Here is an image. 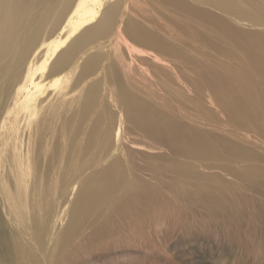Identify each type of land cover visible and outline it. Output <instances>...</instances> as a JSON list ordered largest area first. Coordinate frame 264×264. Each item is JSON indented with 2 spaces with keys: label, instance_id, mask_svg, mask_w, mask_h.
Here are the masks:
<instances>
[{
  "label": "bare ground",
  "instance_id": "obj_1",
  "mask_svg": "<svg viewBox=\"0 0 264 264\" xmlns=\"http://www.w3.org/2000/svg\"><path fill=\"white\" fill-rule=\"evenodd\" d=\"M180 1L183 17H198L201 23L219 27L227 35L228 28L214 15L188 2L198 1L207 9H221L223 13L226 10L227 16L235 18L238 17L233 13L241 3L240 0ZM36 2L0 0V200L8 212L10 225L18 229L15 248H23L21 241H24L43 253L45 243L40 237L53 220L68 217V223L59 231L54 248L58 250L90 217L104 215L105 203L115 206L129 193H135L140 202V178L133 185L126 173L129 153L135 151L144 160H153L145 150L155 155L161 151V133L166 132L170 141L177 134L189 136L184 124L169 121L167 114L160 110L157 67L162 59H152L150 68L144 69L152 71L151 80H140L143 73L135 78L139 70L136 63L144 59L142 52L146 50L153 56L165 52L171 59H184L190 64L187 63L188 67L197 68L198 84L202 88L210 69L202 54V61L190 60L186 57L187 51L175 50L171 39L155 33L153 22L149 29L135 23L144 14L135 11L134 0H81L75 7L69 5V0ZM163 4L171 7L168 10L175 9L173 0H164ZM115 10L122 13L121 18L111 17L110 13ZM129 12L133 22L125 19ZM58 16L62 17L59 31L42 36L45 26ZM253 22L264 32V20ZM256 37L244 34L241 37L244 48L237 42L227 48H239V52L234 51L239 54L236 61L252 62L253 59L264 70V59L256 52L252 59L248 55L254 49L264 52V44ZM217 38L225 43L224 38ZM101 52L106 56L98 54ZM180 64L164 63L161 69L170 77L167 88L173 98L175 93L186 91L179 87H185L182 79L176 83L172 80L175 72L181 71ZM244 68L248 74L238 73L236 80L243 82V90L247 91L253 70ZM188 81L192 91L199 95L193 78ZM143 88L148 89L149 102L141 96L145 92ZM207 94H212L210 89ZM197 102L202 105L200 99ZM218 108L224 113L234 112L242 121L252 116L247 105L231 97L218 101ZM166 109L167 113L176 114L172 105ZM259 111L261 115L254 113L256 124L263 115L260 107ZM129 129L142 135L139 140L130 139L132 142L126 145L130 141L126 138ZM204 144L199 147L206 148ZM141 168L142 162L138 161L135 169ZM65 207L66 211H60ZM31 214L45 215V223L36 228L30 223L23 224ZM45 239L50 241L48 236ZM247 256L249 261L264 262V251L248 250Z\"/></svg>",
  "mask_w": 264,
  "mask_h": 264
},
{
  "label": "rangeland",
  "instance_id": "obj_2",
  "mask_svg": "<svg viewBox=\"0 0 264 264\" xmlns=\"http://www.w3.org/2000/svg\"><path fill=\"white\" fill-rule=\"evenodd\" d=\"M80 1L69 0V5L75 7ZM240 1L233 13L238 18L227 16L226 10L223 13L221 9H207L198 1L188 2L214 15L228 28L227 35L219 27L201 23L198 17H183L180 0H173L175 9L169 10L163 4L164 0H134L135 11L144 14L135 23L149 29L153 22L152 28L157 29L155 33L163 39H171L175 50L187 51L186 57L190 60L202 61V54L210 69L202 88L198 84L197 68L188 67V62L182 58L171 59L173 57L165 52L153 56L145 50L141 54L144 59L136 63L139 70L134 74L135 78L143 73L140 80H151L152 71L144 69L150 68L152 59H162L157 67L160 110L167 114L169 121L184 124L189 136L177 134L170 141L166 132L161 133V151L155 155L145 150L154 157L153 160L146 161L135 151L129 153L126 173L133 185L137 177L140 178V202L135 193H129L115 206L105 203V214L90 217L58 250L54 248L60 229L68 223L67 216L53 220L48 231L42 232L43 253L33 250L24 241H21L24 247L16 249L18 229L10 225L8 212L0 200L3 210L0 216V264H264L255 259L249 261L247 256L248 250L264 251V70H260L252 59L255 52L264 59V52L254 49L248 54L252 62H242L236 61L239 54L234 52H239V48H227L235 42L244 48L241 39L244 34L257 35V41L264 44V32L253 22L264 20V0ZM30 2L37 3L36 0ZM110 14L117 19L122 17L119 10ZM125 19L132 21L133 15L127 13ZM61 21V16L52 18L42 36L58 32ZM217 37L224 38L225 43ZM98 54L106 56L104 52ZM169 62L176 65L181 62L182 69L175 72L172 80L176 83L182 79L185 87H179L187 91L175 93V98L169 96L170 88H167L170 77L161 70L164 63L168 65ZM244 67L253 70L247 91L243 90V82L236 80V74H248ZM188 78H193L199 95L192 91ZM176 87L172 88L175 90ZM208 89L212 92L211 97L207 94ZM143 90L141 96L149 102L148 89ZM230 97L247 105L252 116L242 121L234 112L221 111L218 101L224 102ZM167 105H172L176 114L167 113ZM258 107L263 115L256 124L255 114L261 115L257 112ZM130 130L133 129L127 131L126 138L139 140L142 134ZM130 142L132 140L126 145ZM202 143L207 147L200 148ZM138 161L142 162V168L136 171ZM59 206L60 202L58 209ZM30 216L23 224L30 223L36 228L45 223V215ZM46 236L50 238L49 242Z\"/></svg>",
  "mask_w": 264,
  "mask_h": 264
}]
</instances>
